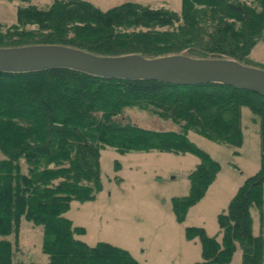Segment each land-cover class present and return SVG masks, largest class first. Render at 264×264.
Segmentation results:
<instances>
[{
  "label": "trees",
  "instance_id": "16d2710c",
  "mask_svg": "<svg viewBox=\"0 0 264 264\" xmlns=\"http://www.w3.org/2000/svg\"><path fill=\"white\" fill-rule=\"evenodd\" d=\"M20 1L25 6L17 8L16 22L7 28L0 23L1 48L62 45L99 56L148 59L184 55L264 70L250 58L264 42V0H181L180 13L136 2L102 11L84 0H53L46 7ZM244 107L259 119L261 168L219 216L221 242L187 229L188 238L198 236L202 243L204 260L198 264H230L236 243L242 264H264V241L254 235L251 214L261 210L264 195L263 95L220 83L175 86L66 68L0 72V264H15L23 219L43 227L46 264H141L109 243L92 247L77 239L85 229L64 216L72 201H93L102 190L101 149L198 156L189 196L173 200L182 222L219 171L187 133L241 147ZM129 108L171 121L180 131L138 127L123 119Z\"/></svg>",
  "mask_w": 264,
  "mask_h": 264
},
{
  "label": "rangeland",
  "instance_id": "374dc122",
  "mask_svg": "<svg viewBox=\"0 0 264 264\" xmlns=\"http://www.w3.org/2000/svg\"><path fill=\"white\" fill-rule=\"evenodd\" d=\"M66 1V0H65ZM102 11L124 2H136L152 9L181 11V0H84ZM53 0H31L46 7ZM25 6L20 0H0V23L4 28L16 22V10ZM31 29L33 27H30ZM36 28V27H34ZM250 58L264 65V42ZM125 121L153 131H180L171 121L148 111L129 108ZM241 147L216 143L193 131L188 140L219 164V171L203 197L186 213L182 222L174 212L173 200L187 197L191 191L190 173L201 160L192 153L159 150L119 153L115 148L100 151L102 190L95 200L72 201L64 214L74 226L83 227L76 238L89 246L109 243L128 251L141 264H198L203 262L198 236L188 238L189 228L202 230L207 237L221 242L219 216L226 213L233 198L261 168L260 123L252 111L242 109ZM1 156V155H0ZM262 207L251 210L255 236L264 241V195ZM13 242L15 235L9 237ZM44 229L23 219L16 238L15 264H46L49 256L42 250ZM242 248L236 250L230 264H242ZM264 257V248H263Z\"/></svg>",
  "mask_w": 264,
  "mask_h": 264
},
{
  "label": "water",
  "instance_id": "95a60500",
  "mask_svg": "<svg viewBox=\"0 0 264 264\" xmlns=\"http://www.w3.org/2000/svg\"><path fill=\"white\" fill-rule=\"evenodd\" d=\"M66 68L109 79L155 81L175 86L220 83L264 96V70L229 59L173 55L99 56L62 45L0 47V72L29 73Z\"/></svg>",
  "mask_w": 264,
  "mask_h": 264
}]
</instances>
